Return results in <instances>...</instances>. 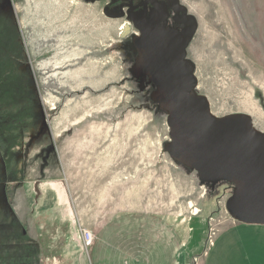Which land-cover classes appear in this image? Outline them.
<instances>
[{
	"label": "rangeland",
	"instance_id": "374dc122",
	"mask_svg": "<svg viewBox=\"0 0 264 264\" xmlns=\"http://www.w3.org/2000/svg\"><path fill=\"white\" fill-rule=\"evenodd\" d=\"M180 2L197 19L196 91L214 115L244 113L264 131V0ZM102 7L0 0V264H114L112 236L100 239L124 215L203 220L200 264L231 218L230 183L211 188L164 152L166 115L130 72L132 28Z\"/></svg>",
	"mask_w": 264,
	"mask_h": 264
},
{
	"label": "water",
	"instance_id": "95a60500",
	"mask_svg": "<svg viewBox=\"0 0 264 264\" xmlns=\"http://www.w3.org/2000/svg\"><path fill=\"white\" fill-rule=\"evenodd\" d=\"M179 9L186 21L181 31L164 28L155 18L143 21L141 36L131 40L136 55L130 72L141 88L152 85L150 99L166 115L164 152L211 188L230 183L225 209L233 220L264 225V131L244 113L214 115L207 97L196 91L187 48L197 19L186 6Z\"/></svg>",
	"mask_w": 264,
	"mask_h": 264
},
{
	"label": "crops",
	"instance_id": "0c3cea01",
	"mask_svg": "<svg viewBox=\"0 0 264 264\" xmlns=\"http://www.w3.org/2000/svg\"><path fill=\"white\" fill-rule=\"evenodd\" d=\"M135 216H119L104 225L100 240L106 237L110 240L112 236L114 247H118L115 250L120 260L114 264H129L127 258H135V264H159L162 259L165 264H192L191 258L203 246L202 235L208 229L207 223L198 218H195L196 224H191L190 219L176 224L171 217ZM224 220V226L204 249L200 264H264V225L240 223L232 218ZM186 225H193V231L192 227L187 230ZM120 227L124 229L123 234L119 231L123 235L121 243L115 237ZM135 227L136 234L132 231ZM98 264L113 263L101 256Z\"/></svg>",
	"mask_w": 264,
	"mask_h": 264
},
{
	"label": "flooded vegetation",
	"instance_id": "af4514ba",
	"mask_svg": "<svg viewBox=\"0 0 264 264\" xmlns=\"http://www.w3.org/2000/svg\"><path fill=\"white\" fill-rule=\"evenodd\" d=\"M103 3V12L111 18L127 22L132 28L131 40L134 35L141 36L143 21L156 19L163 23L164 28L181 31L186 26L185 16L182 14L180 0H93ZM135 54V53H134ZM136 55V54H135ZM152 87L151 84L145 87Z\"/></svg>",
	"mask_w": 264,
	"mask_h": 264
},
{
	"label": "built area",
	"instance_id": "2783aa9c",
	"mask_svg": "<svg viewBox=\"0 0 264 264\" xmlns=\"http://www.w3.org/2000/svg\"><path fill=\"white\" fill-rule=\"evenodd\" d=\"M81 235H82V238H83V240L85 241L86 244H89V243L92 242L93 235H92L91 231H89L88 229H83L81 231Z\"/></svg>",
	"mask_w": 264,
	"mask_h": 264
},
{
	"label": "bare ground",
	"instance_id": "6f19581e",
	"mask_svg": "<svg viewBox=\"0 0 264 264\" xmlns=\"http://www.w3.org/2000/svg\"><path fill=\"white\" fill-rule=\"evenodd\" d=\"M130 25L129 24H127V22H126V24H125V22H124V25H122V32L123 33H127V32H129L130 31Z\"/></svg>",
	"mask_w": 264,
	"mask_h": 264
}]
</instances>
